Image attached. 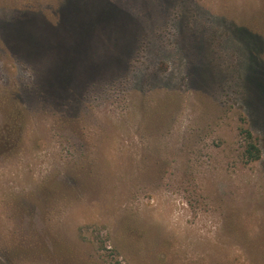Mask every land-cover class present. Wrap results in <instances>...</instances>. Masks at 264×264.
I'll return each mask as SVG.
<instances>
[{"label":"rangeland","instance_id":"obj_1","mask_svg":"<svg viewBox=\"0 0 264 264\" xmlns=\"http://www.w3.org/2000/svg\"><path fill=\"white\" fill-rule=\"evenodd\" d=\"M0 264H264V0H0Z\"/></svg>","mask_w":264,"mask_h":264},{"label":"trees","instance_id":"obj_2","mask_svg":"<svg viewBox=\"0 0 264 264\" xmlns=\"http://www.w3.org/2000/svg\"><path fill=\"white\" fill-rule=\"evenodd\" d=\"M243 133L247 134V145L245 154L248 157V160H255L259 159L261 155L260 148L256 144V142L253 140L252 133L249 130H242Z\"/></svg>","mask_w":264,"mask_h":264}]
</instances>
